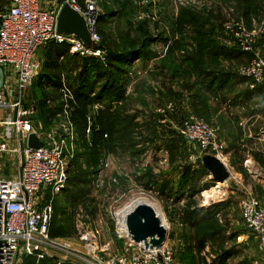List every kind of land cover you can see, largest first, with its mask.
I'll return each instance as SVG.
<instances>
[{
  "label": "rangeland",
  "instance_id": "obj_1",
  "mask_svg": "<svg viewBox=\"0 0 264 264\" xmlns=\"http://www.w3.org/2000/svg\"><path fill=\"white\" fill-rule=\"evenodd\" d=\"M90 1H96L102 13L107 5L116 8L113 5L114 0ZM256 1L263 10L258 16H253L248 25L230 0H136L134 20H137L136 22L147 20L151 31L150 36L156 38L157 41L149 47L157 54V58L152 61L137 60L133 64L128 81L127 97L129 98L124 113L135 117V124L138 126L135 142L138 144L130 151L115 148L111 154L102 159V163L108 164L107 167L101 163L96 168L98 175L94 177V183L92 181L90 187L82 186L83 195L80 200L82 202L77 205L76 209L73 210L72 204L65 199L67 191H64L65 193L59 200L60 204L67 207L70 212L72 209L75 224L82 222L88 225L91 223L92 227L100 231L102 244L112 245V257L126 255L125 242L119 239V228L121 232L124 230L123 215L131 208L143 203L155 210L167 229L166 243L172 249L179 264H221L223 253H229V251L234 253V256L227 257L224 264H263L257 241L243 225L239 206L247 191L251 190L260 197L264 196V90L254 91L253 100L244 98L245 91L249 90V84L239 74V70L248 65L250 58L245 57L241 62L230 65L229 69L239 75L241 83L225 97L222 94L208 95L207 100L211 113L208 112L207 115H203V110L205 112L207 110L197 104V100L191 98L193 92H182L181 85L185 80L182 77L172 78L171 73L162 70L161 63L164 56L170 52L173 42L180 36L172 33L171 23L176 20L181 8L213 11L219 17L218 24H221V41L229 39V47H234V38L230 33L227 37L223 32L224 24L231 17L234 22L243 23L248 32L259 31L261 27H264V0ZM108 27L106 33H112L113 36L115 35L114 38L122 29H127L125 21L119 18L111 20ZM163 32L169 36V40L165 41L160 38ZM130 33L132 36L136 34L132 30ZM185 34L192 35V30L186 29ZM263 37L258 38L260 39L258 43L264 42ZM114 40L117 41V39ZM258 43L257 49L264 57V50H260L264 47L263 45L258 46ZM45 52L44 48L38 50L37 55L41 57V60H44ZM174 54L178 59H181L183 55L181 51H176ZM31 88L32 85L25 94L27 105L33 102L30 98ZM170 93H181L183 97L177 99ZM59 98H61L59 103H63L64 106L68 105V118L66 119L62 112V115L56 118L51 130L56 131L61 129V125L70 123L75 130L71 118L74 109L73 101L65 102L62 95ZM169 105H174L173 112H166L162 115L159 111ZM110 107L111 109H108L105 104H102L99 108L107 113L106 121L109 120L107 118L109 113H116L119 110L121 103L113 102ZM196 109H199L200 115ZM189 115H196L217 130L218 140L226 148L223 154L226 160L223 159L229 172V179L225 184H217L214 181L210 171L203 164L202 156L189 147L177 133V127ZM35 117L38 118V115ZM37 122V119H33L34 129L46 132L43 127L38 128ZM89 135L87 136L88 141L90 140ZM4 136L8 138L10 134H4V130L0 129V141L5 139ZM107 136L106 140H110L108 132ZM76 138L75 151L81 153V148L78 147L80 138L79 136ZM191 155H195L196 158L191 160ZM211 156L215 157V155ZM84 162L83 160V170L90 171L91 167L85 166ZM188 166L194 171L192 179L196 187L194 198L189 203V195L179 192L183 169ZM17 168V155L6 156L2 169L3 175L14 177L18 172ZM73 172L69 176H72ZM146 172H151L156 182L150 184L143 179L142 175ZM99 177L102 182H98ZM162 185L168 186L164 192L160 190ZM209 186L212 187L208 188ZM217 186H220L222 194L218 195V199H207L204 193ZM46 196L43 204L48 203ZM219 203L226 205V208L217 214L215 219L221 228L219 239L222 241H207L205 247L200 249L197 244L198 234L201 236L202 231L210 225L202 227L197 232L191 226H186L184 211L196 206L199 209H205ZM235 233L239 236L231 239ZM26 256L36 255L24 254L19 257L17 264H22Z\"/></svg>",
  "mask_w": 264,
  "mask_h": 264
},
{
  "label": "built area",
  "instance_id": "obj_2",
  "mask_svg": "<svg viewBox=\"0 0 264 264\" xmlns=\"http://www.w3.org/2000/svg\"><path fill=\"white\" fill-rule=\"evenodd\" d=\"M66 3L83 17L95 48H88L75 36L57 32L59 12ZM101 14L97 2L90 0H85L84 5L77 0H58L50 8L43 7V0H10L6 11L0 12V68L4 74L0 89V129L10 134L0 141V264H17L24 254L36 255L38 259L53 258L58 264H179L167 243L158 250H146L130 239L127 229L123 234L119 228V239L125 242L126 255L114 257L112 245L102 244L100 231L91 223L75 224V234L71 238L49 235L52 200L47 204H43V200L48 192L54 197L64 190L68 165L76 152L77 135L71 123L48 133L35 130L32 116L36 110L34 105H27L25 94L42 69L43 63L37 55L40 48L51 43H69L71 54L103 58L104 51L98 48L102 41L98 30ZM228 19L223 32L226 36L230 33L235 45L250 58L248 65L239 70L240 76L249 80L250 89L264 85V57L257 49L258 38L264 36V27L248 32L243 23ZM224 44L229 46V39ZM60 92L65 102L73 101L66 86ZM99 108L96 105L93 111ZM174 108L169 105L159 112L163 115L173 112ZM62 114L68 118V105L63 106ZM176 130L202 158L206 155L224 158L226 148L219 142L217 130L203 119L189 115ZM31 134L43 143L42 148L28 147ZM87 134H90V126ZM12 154L18 157V172L14 177H6L2 172L5 157ZM195 158V155L190 157L191 160ZM103 165L107 167L108 164ZM100 179L98 182H102ZM239 206L243 225L257 241L264 264V197L247 191Z\"/></svg>",
  "mask_w": 264,
  "mask_h": 264
},
{
  "label": "trees",
  "instance_id": "obj_3",
  "mask_svg": "<svg viewBox=\"0 0 264 264\" xmlns=\"http://www.w3.org/2000/svg\"><path fill=\"white\" fill-rule=\"evenodd\" d=\"M230 1L235 4L236 11L244 17L248 25L251 18L258 16L263 10L260 5H257L256 0ZM84 2L85 0H78L80 5H84ZM136 4V0H114L113 5L116 8L105 6L99 17L98 26L102 38L98 48L104 51L102 59L71 54L69 43H51L45 47L43 67L32 84L30 97L38 115L37 121L44 129H50L54 125L56 118L63 112L64 104L59 103L61 99L59 97L62 95L60 90L66 86L73 95L74 109L71 118L76 134L80 138L78 147L81 148V153L75 152L74 158L70 161L68 180L61 195L52 197L48 192V197L46 196L48 202L52 200L53 214L49 232L52 238H71L75 234L72 209H76L82 202L80 201L83 195L82 186H91L94 177L98 175L96 168L102 163V159L111 154L115 148L130 151L138 144L135 142L138 132L135 117L124 113L129 98L127 97L128 81L133 64L137 60L152 61L157 58V54L149 49L157 41L150 36L151 31L147 20L138 22L134 20ZM9 5L10 0L0 1V12L6 11ZM118 18L125 21L127 29H120L122 32H118L114 38L115 35L113 36L112 33H106V28H109L111 20ZM218 20V15L211 10L197 11L195 8H181L178 17L171 23L172 33L180 36L173 42L170 52L161 62L162 70L171 73L172 78L182 77L185 80L181 85L182 92H193L191 98L197 100V104L207 110L206 112L203 110V115H207L210 111L208 95L222 94L225 97L241 83L239 75L229 69L230 65L233 66L241 62L243 58L249 57L236 45L229 47L218 40L222 36V28ZM186 29L192 30V35H186ZM130 30L136 34L132 36ZM160 38L165 41L170 39L165 32L161 33ZM114 39L117 41L115 42ZM258 46H260L259 43ZM176 51L182 52L181 59L175 57ZM244 79L249 82L247 78ZM263 90L264 86L249 88L243 96L253 100L254 91L262 92ZM170 95H174L177 99L183 97L181 93H170ZM113 102L121 103V107L116 113H109L108 121H106L107 113L104 110L99 109L97 113L93 111L94 106L102 104L111 109L110 105ZM196 111L200 115L199 109ZM89 117L91 124L88 122ZM89 126L90 140L88 141L86 131ZM107 132L110 134V140H106ZM83 160L85 166L91 167L90 171L83 170ZM72 172L73 175L69 176ZM193 172L190 166L184 168L179 183L180 194L189 195L188 203L192 202L196 191L192 179ZM142 176L150 184L156 182L151 172H146ZM166 187L168 188L167 185H162L160 190L164 192ZM64 191H67L65 199L73 206L71 212L59 202ZM225 208L224 203H219L205 209H199L197 206L185 209L186 226H191L199 232L202 227L210 225L205 231L201 230L203 232L201 236L197 233V244L200 249L205 247L207 241H222L219 239L221 228L215 219L216 215ZM238 236L239 234L235 233L231 239ZM233 256L234 253L230 251L223 253L220 263L224 264L227 257ZM22 264H58V262L48 257L38 259L37 256H26Z\"/></svg>",
  "mask_w": 264,
  "mask_h": 264
},
{
  "label": "water",
  "instance_id": "obj_4",
  "mask_svg": "<svg viewBox=\"0 0 264 264\" xmlns=\"http://www.w3.org/2000/svg\"><path fill=\"white\" fill-rule=\"evenodd\" d=\"M57 32L66 36H75L88 48H95L86 23L82 16L75 12L69 4H64L57 20ZM4 74L0 68V89L3 87ZM16 118V116H15ZM28 147L39 149L43 143L35 134L29 136ZM21 143V150H23ZM204 166L210 171L216 183L227 182L229 172L226 165L217 157L206 155L202 158ZM130 239L146 250L160 249L167 241V229L155 210L148 204H138L125 219Z\"/></svg>",
  "mask_w": 264,
  "mask_h": 264
},
{
  "label": "bare ground",
  "instance_id": "obj_5",
  "mask_svg": "<svg viewBox=\"0 0 264 264\" xmlns=\"http://www.w3.org/2000/svg\"><path fill=\"white\" fill-rule=\"evenodd\" d=\"M224 163H225V161H224V159L222 158L221 159ZM226 182H223V183H217V184H225ZM220 194H222L221 193V188H220V186L219 187H216V188H214L213 190H211V191H208V192H205L204 193V196H206V198L207 199H218V195L220 196ZM135 207H133V208H131L130 209V211H128V213H126L125 215H123L124 217H123V231H122V233L123 234H126L127 232H126V224H125V219H126V216L134 209ZM139 245V244H138Z\"/></svg>",
  "mask_w": 264,
  "mask_h": 264
},
{
  "label": "crops",
  "instance_id": "obj_6",
  "mask_svg": "<svg viewBox=\"0 0 264 264\" xmlns=\"http://www.w3.org/2000/svg\"><path fill=\"white\" fill-rule=\"evenodd\" d=\"M56 3H58V0H43V7H45V8H50L51 6H52V4H56ZM221 39L222 38H218V40L221 42V43H224L223 41H221ZM259 45H260V47L263 45V47H264V42H259ZM45 49V48H44ZM260 50L262 51V50H264V48L263 49H261L260 48ZM39 59L41 60V57L39 56ZM154 60V59H153ZM42 61V63L44 62V60L42 59L41 60ZM42 67H43V65H42ZM29 106L30 105H34V102H29V104H28ZM37 115V113L35 112V114L32 116V119H37L36 117L34 118V116H36ZM38 123V122H37ZM41 127L42 128V125H41V123L39 122L38 123V127ZM49 130H51V128L49 129ZM49 130L48 129H46V132L45 133H48L49 132ZM217 187H219V186H217ZM263 189H264V187H263ZM213 190V189H212ZM206 197V196H205ZM264 197V196H263Z\"/></svg>",
  "mask_w": 264,
  "mask_h": 264
}]
</instances>
